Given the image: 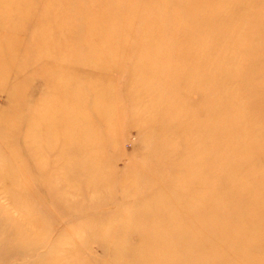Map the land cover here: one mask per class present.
<instances>
[{"label":"rangeland","instance_id":"obj_1","mask_svg":"<svg viewBox=\"0 0 264 264\" xmlns=\"http://www.w3.org/2000/svg\"><path fill=\"white\" fill-rule=\"evenodd\" d=\"M263 148L264 0H0V264H264Z\"/></svg>","mask_w":264,"mask_h":264},{"label":"bare ground","instance_id":"obj_2","mask_svg":"<svg viewBox=\"0 0 264 264\" xmlns=\"http://www.w3.org/2000/svg\"><path fill=\"white\" fill-rule=\"evenodd\" d=\"M239 92L237 93V94H233L232 95V99L234 100V101H237L238 99H239ZM227 99H231V98H229L227 95H225V101H226V103H227ZM244 127L243 126V124L241 123L240 124V126L238 127V129H240V127ZM86 138L87 139H85V136L84 135H82L81 137H77L76 138V140H74L73 141V143L71 142L70 144H68L69 145V147H71V157H73V159L74 160H76V159H79V158H82V157H84L85 158V156L88 154V152L85 150V149H87L86 147H84V150L82 149V147L85 145V144H87V147L88 148H92V146H90L92 143H91V138L90 137H87V135H86ZM67 145V146H68ZM256 145V143H251V144H249L248 146L247 145H245L244 146V148H249V147H251V146H255ZM80 147V148H79ZM214 149V148H213ZM70 153V152H69ZM205 155H207V156H209L208 158H210V159H208V161L209 162H212V163H214V161H215V163L217 162V164H218V162L221 164H227V165H229V166H224V165H222V166H224L225 167V169H231V167L232 166H234V165H237L236 164V162H234V160H236V158H234V160H233V162L231 163V164H228L227 163V160H225V159H219V156L218 157H216V153L215 152H213V153H208V152H206V154ZM232 156H236V155H232ZM261 158L260 159V161H264V148H263V150H261V151H255V152H253L252 153V156H250L249 155V158H251V159H257V160H259V158ZM204 158V157H203ZM245 158H247V156L245 155ZM211 159H213V160H211ZM221 161H223V162H221ZM71 164L73 165V167H74V162H71ZM80 165V164H79ZM75 166H76V164H75ZM78 166V165H77ZM217 167H219V165L217 166ZM75 168V167H74ZM73 168V169H74ZM77 169H80V167L78 166V167H76ZM84 170V169H83ZM75 171V173H74V175H76V170H74ZM214 173H215V169H214ZM237 177V179L239 180L240 179V176H236ZM263 182V181H262ZM264 184V183H263ZM231 185H233V184H231ZM216 238L215 239H217V240H219V239H222V237H223V235L222 234H220V233H217V236H215Z\"/></svg>","mask_w":264,"mask_h":264}]
</instances>
